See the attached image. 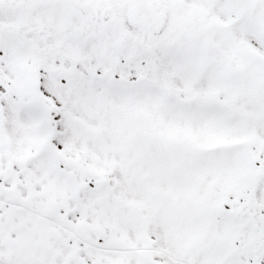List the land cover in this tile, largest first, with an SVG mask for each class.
Masks as SVG:
<instances>
[{"label":"snow or ice","instance_id":"obj_1","mask_svg":"<svg viewBox=\"0 0 264 264\" xmlns=\"http://www.w3.org/2000/svg\"><path fill=\"white\" fill-rule=\"evenodd\" d=\"M0 264H264V0H0Z\"/></svg>","mask_w":264,"mask_h":264}]
</instances>
